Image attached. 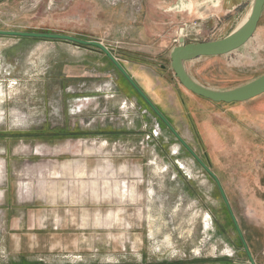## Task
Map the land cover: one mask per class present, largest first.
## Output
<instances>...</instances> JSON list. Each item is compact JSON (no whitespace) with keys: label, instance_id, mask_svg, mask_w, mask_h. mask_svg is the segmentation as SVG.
I'll list each match as a JSON object with an SVG mask.
<instances>
[{"label":"rangeland","instance_id":"374dc122","mask_svg":"<svg viewBox=\"0 0 264 264\" xmlns=\"http://www.w3.org/2000/svg\"><path fill=\"white\" fill-rule=\"evenodd\" d=\"M233 1L0 0V30L100 41L124 69L148 75L160 92L146 88L148 97L216 176L264 264V93L212 102L170 67L181 28L184 43L234 29L252 0ZM104 57L94 46L0 36V262L249 264L215 180L153 111L116 90ZM184 67L218 91L263 75L264 5L246 43Z\"/></svg>","mask_w":264,"mask_h":264},{"label":"water","instance_id":"95a60500","mask_svg":"<svg viewBox=\"0 0 264 264\" xmlns=\"http://www.w3.org/2000/svg\"><path fill=\"white\" fill-rule=\"evenodd\" d=\"M264 5V0H254L252 12L247 23L239 31L235 33H228L226 36L204 42H189L184 43V38L179 36L178 45L173 47L170 52V67L178 79L179 83L189 92L203 97L207 100L216 103H239L245 102L253 99L264 93V74L253 79L241 86L235 87L233 89L218 91L207 87H204L194 81L189 74L186 72L184 63L190 61L194 58L199 57H212L219 56L231 52L244 43H246L254 34L257 23L262 13ZM0 36H13V37H29V38H39L47 40H59L73 43L79 46H94L102 51L106 57L112 62L115 68L126 78V80L132 85L135 91L141 96L145 102L150 106L152 111L157 115L167 126V128L174 134L181 145H183L191 155L199 162V164L213 177L219 192L226 204L228 212L231 216L232 222L234 224L235 230L238 233L244 251L246 253L248 261L251 264H255L252 255L250 254L247 245L243 240L242 233L240 231L238 222L232 213V210L226 200L224 192L219 184L216 176L208 169L207 166L197 157V155L192 151V149L184 142V140L179 136V134L174 130L170 123L163 117V115L158 111V109L153 105L146 94L138 87V85L133 81L127 71L120 65L118 60L112 55V53L103 45L100 41H87L71 35L58 34V33H44V32H28V31H16V30H0Z\"/></svg>","mask_w":264,"mask_h":264},{"label":"trees","instance_id":"16d2710c","mask_svg":"<svg viewBox=\"0 0 264 264\" xmlns=\"http://www.w3.org/2000/svg\"><path fill=\"white\" fill-rule=\"evenodd\" d=\"M125 69H128L127 67ZM128 74L130 75V77L133 79V81L138 85V87L146 94V96L148 97V91L147 89L149 90H152V91H156L155 89H152V82H151V78L148 76V75H144V74H135L133 73L131 70H127ZM119 86L121 88V90L123 92H125L128 96H136L138 98V101H139V104L141 106V108L143 109H148V110H151L152 112V109L150 108V106L145 102V100L138 95V93L135 91V89L132 87V85L126 80V78L122 75V74H119ZM147 88V89H146ZM158 92V91H157ZM153 93V92H152ZM156 95H160V92L156 93L154 92ZM151 94H149L150 96ZM152 96V95H151ZM153 97V96H152ZM149 98V97H148ZM150 99V98H149ZM151 101V100H150ZM152 102V101H151ZM153 103V102H152ZM154 105V104H153ZM155 106V105H154ZM156 107V106H155ZM157 108V107H156ZM159 111V110H158ZM160 112V111H159ZM161 113V112H160ZM162 114V113H161ZM163 115V114H162ZM164 117V115H163ZM166 119V117H164ZM159 120V122L161 123L162 126H164V122L160 119V118H157ZM167 120V119H166ZM169 122V121H168ZM195 133H196V136L198 138H200L199 134H198V129L195 127ZM232 220V219H231ZM232 223V222H231ZM240 239V237H239ZM242 240V239H240Z\"/></svg>","mask_w":264,"mask_h":264},{"label":"crops","instance_id":"0c3cea01","mask_svg":"<svg viewBox=\"0 0 264 264\" xmlns=\"http://www.w3.org/2000/svg\"><path fill=\"white\" fill-rule=\"evenodd\" d=\"M192 3V2H191ZM242 3V0H234L232 3H231V6H229L228 5V8H234V7H237L238 5H240ZM195 7H196V3H195ZM187 10L189 11V12H191L192 10H193V5H192V9H188L187 8ZM189 32L190 31H188V34H189ZM105 55V54H104ZM105 58H107V57H104V60H109L108 58L107 59H105ZM112 68H113V70L115 71V73H116V82H115V87H116V90L119 92V93H121L124 97H125V99H132V98H134L135 99V101H136V103L140 106V104H139V101H138V98L136 97V96H128L125 92H123L122 90H121V88H120V86H119V74H121L116 68H115V66L114 65H112ZM127 70H130V69H127ZM139 75H141V73H138ZM156 91L158 90V89H155ZM80 106H81V104H79ZM80 108V107H79ZM142 110H145V109H142ZM145 111H147V110H145ZM124 131H126V130H124ZM1 152H3V151H1ZM3 154V153H2ZM0 190H4V189H0ZM1 192V191H0ZM19 195L21 196V193H19ZM0 197H2V198H4L5 197V195H0ZM1 204L2 205H4L5 203L2 201L1 202ZM11 205L12 204H8L7 206L8 207H11ZM3 207V209H4V206H2ZM20 240V239H19ZM1 244V243H0ZM12 244V243H11ZM14 244H18V245H20V242L18 241V242H14ZM21 257V256H20ZM19 256H18V258L17 259H15V258H11V262L9 263V264H38V263H36L35 261H32L31 259H28L27 257H22V258H20ZM2 262V261H1ZM0 262V264H4V263H1ZM40 264V263H39ZM234 264V263H233Z\"/></svg>","mask_w":264,"mask_h":264},{"label":"bare ground","instance_id":"6f19581e","mask_svg":"<svg viewBox=\"0 0 264 264\" xmlns=\"http://www.w3.org/2000/svg\"><path fill=\"white\" fill-rule=\"evenodd\" d=\"M253 3H254V0H252V2H251V4H250V7H249V9L246 11V13L244 14V16L241 18V20L237 23V25L234 27V29L231 31L232 33H235V32H237V31H239L242 27H244V25L247 23V21L249 20V17H250V15H251V12H252V7H253ZM180 37H181V35H180ZM80 107V105H78V108ZM174 150L176 151L177 150V148L176 147H174ZM205 165V164H204ZM206 166V165H205ZM212 177V176H211ZM213 178V177H212ZM205 214V213H204ZM204 219H205V221H206V226L205 227H208V218H206V217H204ZM151 232V231H150ZM167 239V238H166ZM168 241V240H167ZM166 243V242H165ZM169 242H167V244H168ZM169 245V244H168ZM226 252L228 253V254H231V250L230 249H226ZM249 264H251L250 263V261H249Z\"/></svg>","mask_w":264,"mask_h":264},{"label":"built area","instance_id":"2783aa9c","mask_svg":"<svg viewBox=\"0 0 264 264\" xmlns=\"http://www.w3.org/2000/svg\"><path fill=\"white\" fill-rule=\"evenodd\" d=\"M182 36L183 38H185L187 35H188V31H187V29H183V28H181L180 29V34H179V36ZM248 263H249V261H248Z\"/></svg>","mask_w":264,"mask_h":264},{"label":"flooded vegetation","instance_id":"af4514ba","mask_svg":"<svg viewBox=\"0 0 264 264\" xmlns=\"http://www.w3.org/2000/svg\"><path fill=\"white\" fill-rule=\"evenodd\" d=\"M151 82H152V80H151Z\"/></svg>","mask_w":264,"mask_h":264}]
</instances>
